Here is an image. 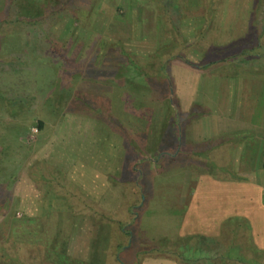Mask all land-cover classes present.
Returning a JSON list of instances; mask_svg holds the SVG:
<instances>
[{"label": "rangeland", "instance_id": "rangeland-1", "mask_svg": "<svg viewBox=\"0 0 264 264\" xmlns=\"http://www.w3.org/2000/svg\"><path fill=\"white\" fill-rule=\"evenodd\" d=\"M8 1L0 0V19L8 18ZM33 1L48 10L61 2ZM258 1L263 10L264 0ZM194 2L66 0L75 23L65 14L50 16L47 31L0 23V258L14 264H165L148 257L154 249L176 248L173 243L189 228L183 221L189 201L206 198L194 204L203 211L197 226L188 222L194 232L199 225L211 232L205 222L223 221L218 219L225 203L235 211L244 203L249 187L244 174L264 161V86L252 88L258 74L247 72L257 64H243L248 67L231 76L237 83L232 120L250 123L249 115L258 123L250 125L239 149L229 145L230 136L221 130L225 123L213 115L225 99L226 74H211H219L214 65L210 74L200 75L199 91L206 88L212 112L203 134L220 140L210 159L203 156L206 150H193L185 129L179 130L191 112L181 108L179 74L183 79V67L195 68L184 60H204L214 44L210 34L226 30L223 38L233 37L231 32L239 37L246 13L233 19L225 14L199 41L204 16ZM220 2L214 0V6ZM115 16L121 21L114 22ZM261 47L264 52V41ZM258 62L264 69L263 59ZM136 64L147 74L144 84L133 75ZM222 70L231 73V66ZM248 192L243 207L256 214L251 207L258 193ZM51 214L59 218L52 222ZM261 216L259 224L264 210ZM234 221L223 224L232 240L239 230ZM44 236L55 241L47 246ZM255 245L232 255L242 260L254 253L258 262L264 252Z\"/></svg>", "mask_w": 264, "mask_h": 264}, {"label": "crops", "instance_id": "crops-1", "mask_svg": "<svg viewBox=\"0 0 264 264\" xmlns=\"http://www.w3.org/2000/svg\"><path fill=\"white\" fill-rule=\"evenodd\" d=\"M229 4V6L234 7L233 2H230ZM225 12L236 14L237 11L231 8L230 12V9L228 8L225 10ZM185 70L187 71L186 76ZM206 71H202L200 68L183 67V71H181L184 73L183 79L179 74V100L181 108L184 112H187L188 110L191 111L190 116H188V113L185 116L187 119L186 122H184L182 125H179V130H182L184 132L185 129L186 141L191 143L193 150H206L207 153L204 152L206 154H201L210 159L211 154L214 153V150L219 149L218 145L220 140L219 138L214 137L215 135L206 136L205 134H203L202 128L207 119L211 117L208 114L212 113L209 107H207L208 105L205 101L206 88L205 90L201 89L199 91L198 87L200 75L205 74L204 76H206L208 73V71ZM247 72H251L249 73L251 75H253V73L258 74L256 76V79L253 81L252 88H254V86H264V69H253ZM211 74L217 76L219 75L215 74L214 72H211ZM246 74L247 73H245V75ZM228 77L231 76H226L224 81L225 85L223 86L225 87V99H223V103L216 104L214 106L213 115L219 123L220 121L225 123L224 128H222L221 130H223L222 132H224V134L227 133L228 136H230V140L227 139L229 145L234 148L236 147L235 149H239V143H241L242 141H248L246 138L247 135L245 134L251 128L250 125H257L258 123H255L253 120L251 121L252 117H250L249 115L247 117V120L250 121V123H240L241 118H243L241 117V115H237L241 117L238 121L234 122L232 120L234 85H237V83L235 84L232 78L233 76L231 78ZM204 86L207 85L204 84ZM197 95L198 97L196 99ZM261 134L264 136V131H262ZM217 135H219V132ZM259 137L263 138L261 135H259ZM262 150H264V147H262ZM209 162L211 161L209 160L208 163ZM210 164L212 165V163ZM260 165V167L257 166V170H255L254 167H251L252 170H250V173L244 174L247 177L245 178V180L248 182L247 185L249 186L247 189V193L249 194L248 191H257L258 193L256 198L252 197L253 204L251 207H256V214H248V209L243 207V205L248 202L247 194V198L244 200V203L241 204L238 201L239 206L235 205L236 211L230 210L229 207L231 205H226V203L224 204L223 209L221 208V210H223V214H220V217L218 219L223 221H221L219 224H214V221L205 222V228L211 229V232L201 229L200 225L198 226L200 231L194 232L188 222H194L195 226H197V223L202 219L200 218V216H202L201 214L203 213V211H200L198 208L194 207V204H199L200 200H202V202L204 203V200L206 198L202 197L193 199L189 201L185 212L186 215L184 216L185 219H183V221L185 222L184 225L186 227L188 226L189 228L188 230H186V232L180 234L181 237L179 239V243H173L176 248L172 250H166L167 252L150 254L148 258H159L161 260H165L162 261L165 262V264H264V254L262 258L260 257L261 259H259L258 262H255L256 256L244 257L242 260H240L235 256L233 257L232 255L233 252L235 254L237 253L238 255L243 254L242 247H246L249 243L251 245L255 243L258 247H260L258 249L264 252L263 243L261 242V237H264V223L259 224L261 222L260 220H262L261 212L264 210V161L262 162V164L260 163ZM249 178H253L254 181L247 180ZM260 196L262 197L259 199ZM232 220H235L234 222L238 223L239 227V230L234 229V232L235 234L237 233V235L233 239L235 241L237 240L236 243L239 244L238 247L233 246L236 243L232 240L231 231H225L227 227L223 226L226 221L231 222ZM193 228L195 229L196 227ZM212 228H220V232H225H223L222 234H217L218 231H213ZM193 245H195V250H192ZM256 245L255 247L257 248ZM181 246H183L184 248H181ZM190 251L194 252L193 256L190 254Z\"/></svg>", "mask_w": 264, "mask_h": 264}, {"label": "trees", "instance_id": "trees-1", "mask_svg": "<svg viewBox=\"0 0 264 264\" xmlns=\"http://www.w3.org/2000/svg\"><path fill=\"white\" fill-rule=\"evenodd\" d=\"M65 1L61 0L58 6L56 8H51V10L50 9L49 10L39 9L38 8L39 6L33 0L32 1L26 0V4H21L22 2L19 3L17 2V0L8 1L7 6L10 8L12 7V8L6 15L8 16V18H1L0 23L1 22L5 23L6 25L5 24L4 25L7 27L8 25L11 26L14 24H22V25L32 28L34 31H37L40 28L41 29L45 28L46 30L47 28L46 24H48L50 16L52 15L65 14L66 16H68L67 17L68 19L73 21L74 19H71V15L76 14V12L73 13L69 7H65L64 5ZM146 1L147 0H138L139 3H144ZM229 1L230 0H226V2L222 4V0H221V2L219 3L220 6H214V0H197V3L194 2L196 3V6H197L195 10L199 12L198 13L199 15L204 16V25H203L204 29L202 33L200 34L198 40L200 41L202 39H205V36L208 35L210 31L212 30L213 25L217 23L219 20H221L225 14H229L225 12V10L228 8L230 9V12H231V8L237 11L236 14H234V16L231 19H233L235 15L237 14L239 15L240 13L241 14L246 13V15L244 14L243 17L240 18V21H242V25H245L246 28L242 26L239 28V30L241 29L245 31L243 33H240L239 37H236L234 33L231 32L232 33L231 36L233 37H229L228 39L223 38L224 36H227L225 35L227 32L226 30L225 31L223 30L217 34H210L214 36L213 41H214V44L217 42L216 43L217 46L212 44L210 52L205 53L204 58H203L204 60L202 59L203 61H201L200 63H194L193 61H190L189 59L184 60V61L187 64L195 68H200L202 71L213 70L214 65H218V68H216V70L214 71H216L217 73L219 72V75L226 74L225 76L230 75L234 77V74H237L236 72L239 70V67L240 68L242 67L244 70L246 67H248V66L243 67L242 66L243 64H246V65H249V63L257 64L258 68L251 67L254 69H260L263 66V62L262 63L258 62V60L263 59L264 61V52L260 51V48H262L261 46L264 41V9L261 10L259 7H257L258 5H261L259 4L258 0H248L249 2H246V3H244V0H236V2L235 1L233 2L234 7L229 6L230 5ZM244 18H247V19L244 20ZM237 19H239V17ZM116 21H121L120 17L115 16L114 22ZM75 22L76 20L73 21V23ZM249 29H253V32L255 31L253 33V38L252 36L248 35ZM173 34L177 38V40H181L182 46L185 47L186 45L182 40V33L178 30V27L174 25H173ZM225 40L227 41L225 42ZM121 52H122V49H121ZM228 65L231 66V73L222 70L225 66H228ZM164 69H165V64L161 68V74L163 75L164 73L162 72V70ZM133 71H134L133 75L136 76L137 79L141 78V80L137 82L144 84L143 80L147 77V74L144 72L142 67L136 64V68ZM37 126H38L39 131L43 130L42 122H40ZM56 218H59V217L54 214H51L48 217V219L52 222L55 221ZM34 222H35V219H30V223H34ZM50 225L51 223H49V227ZM46 232L47 234L49 232V234L52 235L50 229L49 231L46 230ZM59 234L60 232H57L55 234V237H59ZM63 234L64 233L62 230V234H61L62 239H64ZM44 239L46 241L45 243H47V246L48 244H52L53 241H55V240H52L53 238L49 239V238H46L45 236H44ZM151 251H152L151 252L152 254H158L161 252L158 249H154ZM61 255L64 256L65 254H61ZM247 256H255V255L254 253H250V254H247ZM14 262L15 261H13L12 259L6 258L4 260L3 257L0 258V264H14ZM79 264H82V263L79 262Z\"/></svg>", "mask_w": 264, "mask_h": 264}]
</instances>
